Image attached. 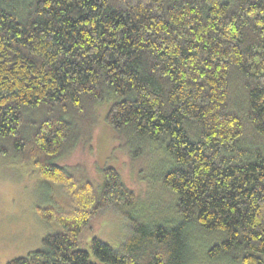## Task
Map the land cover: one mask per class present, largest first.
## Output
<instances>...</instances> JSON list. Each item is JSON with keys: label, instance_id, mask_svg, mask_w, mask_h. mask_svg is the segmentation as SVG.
Returning a JSON list of instances; mask_svg holds the SVG:
<instances>
[{"label": "trees", "instance_id": "16d2710c", "mask_svg": "<svg viewBox=\"0 0 264 264\" xmlns=\"http://www.w3.org/2000/svg\"><path fill=\"white\" fill-rule=\"evenodd\" d=\"M105 100L132 156L169 157L173 221L113 166L96 186L57 162ZM0 155L64 197L35 208L60 230L5 264H188L194 231L222 235L213 262L264 264V0H0ZM111 206L123 240L80 248Z\"/></svg>", "mask_w": 264, "mask_h": 264}, {"label": "rangeland", "instance_id": "374dc122", "mask_svg": "<svg viewBox=\"0 0 264 264\" xmlns=\"http://www.w3.org/2000/svg\"><path fill=\"white\" fill-rule=\"evenodd\" d=\"M109 102L105 100L95 107L97 120L88 141L76 144L57 162L69 168L78 179L90 180L96 186L102 180L101 169L113 166L137 197L135 210L151 218L161 220L166 217L173 221L170 205L174 195L161 185L158 178L160 171L170 163L169 157L161 156L160 149H146L138 156H132L126 144L105 121ZM63 198L52 186L43 185L35 176L24 173L0 155V264L41 248V240L46 234L60 230L56 222L40 219L35 208L63 203ZM122 219L116 207L98 211L91 218L86 234L80 238L79 247L89 250L93 235L113 247L118 246L127 231ZM192 237L193 256L188 264H227L213 262L204 254L221 240V234L194 231Z\"/></svg>", "mask_w": 264, "mask_h": 264}]
</instances>
